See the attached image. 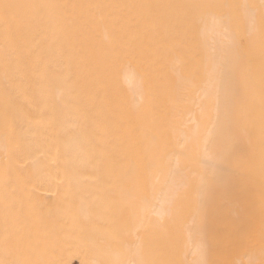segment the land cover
Returning a JSON list of instances; mask_svg holds the SVG:
<instances>
[{
	"label": "bare ground",
	"instance_id": "1",
	"mask_svg": "<svg viewBox=\"0 0 264 264\" xmlns=\"http://www.w3.org/2000/svg\"><path fill=\"white\" fill-rule=\"evenodd\" d=\"M188 1L0 0V64L15 77L7 90L0 78V90L23 96L6 163L18 254L51 236L65 204L67 249L47 264H264L258 39L252 64L238 78L227 66L219 90ZM199 89L210 94L194 112ZM190 166L209 184L204 247L194 213L184 220L176 204L157 214L174 198V169ZM257 201L258 241L248 214Z\"/></svg>",
	"mask_w": 264,
	"mask_h": 264
},
{
	"label": "rangeland",
	"instance_id": "2",
	"mask_svg": "<svg viewBox=\"0 0 264 264\" xmlns=\"http://www.w3.org/2000/svg\"><path fill=\"white\" fill-rule=\"evenodd\" d=\"M188 3L189 7L197 10L195 18L198 24V40L202 48L201 57L203 61L208 62L210 73L214 72V69H218L215 72L219 76L218 82L214 83L219 86V90L224 79L222 72L227 66H232L236 71V78H238L243 66L252 64L250 58L255 51L256 39H258V54L253 59L258 56V71L261 72L264 69V0H189ZM255 66V64L252 65L253 68ZM12 72L8 70L7 66L0 64V78L5 90L13 86L15 77ZM180 82L184 87L189 84L186 78H182ZM209 94L208 89L206 91L199 89L194 112L201 108ZM22 99L23 96L19 93L6 94L0 90V264H47L62 255L67 249L63 224L65 204L56 207L58 211L56 210L52 215L54 222L51 236L48 237L41 233L38 237L40 246L36 247L37 245H35L34 248H31L29 245L23 254L17 253L21 243H18L16 235L9 228L11 223H9L8 210L16 206L6 204V184L9 179L6 163L9 155L10 136L15 133L17 126L21 125L15 101ZM165 112H161L157 119L164 130L163 136L167 139L169 133L168 125L164 121L165 114L163 113ZM196 114L193 112L188 114V127L194 128L196 117H198ZM174 170L175 172L169 178V195L173 194L175 190L176 192L172 202L165 204L164 215L170 214L176 204L182 206L181 212L184 220L194 213L199 221L197 240L204 247L207 241L201 233V222L204 215L206 188L209 184L199 177L195 166H190L185 172L179 171L178 167ZM235 201L237 202V199ZM253 206L248 210V214L253 220L254 229L257 231L254 234L258 241V201ZM75 224L80 225L78 221L74 222L73 232L78 230V226ZM102 225H95L99 230L97 233L109 238V230ZM21 236L23 237L22 242L25 241V234H21ZM66 264L81 263L68 259Z\"/></svg>",
	"mask_w": 264,
	"mask_h": 264
},
{
	"label": "snow or ice",
	"instance_id": "3",
	"mask_svg": "<svg viewBox=\"0 0 264 264\" xmlns=\"http://www.w3.org/2000/svg\"><path fill=\"white\" fill-rule=\"evenodd\" d=\"M5 7H8V6L5 5ZM157 214L160 215V216H163V215L165 214L164 209L159 210V211L157 212Z\"/></svg>",
	"mask_w": 264,
	"mask_h": 264
}]
</instances>
